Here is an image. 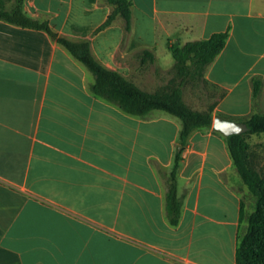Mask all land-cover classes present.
Instances as JSON below:
<instances>
[{
    "label": "crops",
    "instance_id": "0c3cea01",
    "mask_svg": "<svg viewBox=\"0 0 264 264\" xmlns=\"http://www.w3.org/2000/svg\"><path fill=\"white\" fill-rule=\"evenodd\" d=\"M131 1L127 34L120 14L95 32L114 8L106 0H25V10L89 39L103 65L147 91L174 76L170 42L230 28L207 94L192 102L183 86L184 99L199 110L214 103V117L264 113V0ZM145 48L153 61L141 60ZM94 80L45 29L0 19V264H237L249 188L226 134L200 127L182 143L178 116L128 113L95 94ZM180 150L174 224L167 190Z\"/></svg>",
    "mask_w": 264,
    "mask_h": 264
},
{
    "label": "trees",
    "instance_id": "16d2710c",
    "mask_svg": "<svg viewBox=\"0 0 264 264\" xmlns=\"http://www.w3.org/2000/svg\"><path fill=\"white\" fill-rule=\"evenodd\" d=\"M114 6L106 20L95 32L110 25L120 14L125 20V34L131 30L132 1L106 0ZM0 19L11 23L42 28L48 31L58 42L81 60L94 74L92 91L117 105L124 111L145 115L152 109H162L178 116L182 121L180 141L185 143L189 135L197 128L213 125L214 103L207 110H199L188 104L183 96V86L191 78H201L207 83L205 73L208 66L224 49L230 28L213 32L209 37L186 41L183 44L169 43L174 57L172 71L174 76L170 81L156 91H147L139 87L119 71L103 65L92 53L89 39L72 40L55 31L46 20L30 16L25 10V0H0ZM142 61H153L152 50H140ZM253 97H257L262 85L261 76L252 77ZM245 121L249 129L242 133L226 135L230 153L244 184L255 196L254 209L246 214L245 201L242 203L241 218H246V230L240 235L237 248V264H264V175L251 166L249 134L264 133V113L253 112L248 116L231 117ZM181 150L176 154L168 180L167 211L169 219L176 224L181 213V203L177 197V172L180 165Z\"/></svg>",
    "mask_w": 264,
    "mask_h": 264
},
{
    "label": "rangeland",
    "instance_id": "374dc122",
    "mask_svg": "<svg viewBox=\"0 0 264 264\" xmlns=\"http://www.w3.org/2000/svg\"><path fill=\"white\" fill-rule=\"evenodd\" d=\"M184 87L187 98L192 102L197 97L201 98V93L207 94L208 91L206 82L198 77L188 79ZM201 100L203 101V99ZM247 139L250 142L251 166L264 175V133L249 134L247 135ZM255 199V196L250 191L244 193V200L247 204L246 211H252L254 209Z\"/></svg>",
    "mask_w": 264,
    "mask_h": 264
},
{
    "label": "water",
    "instance_id": "95a60500",
    "mask_svg": "<svg viewBox=\"0 0 264 264\" xmlns=\"http://www.w3.org/2000/svg\"><path fill=\"white\" fill-rule=\"evenodd\" d=\"M213 125L217 130L222 131L226 135L242 133L249 129V126L245 121L225 118L221 115H216L214 117Z\"/></svg>",
    "mask_w": 264,
    "mask_h": 264
}]
</instances>
